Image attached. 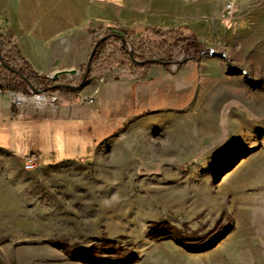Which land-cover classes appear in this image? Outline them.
<instances>
[{"label": "rangeland", "instance_id": "obj_1", "mask_svg": "<svg viewBox=\"0 0 264 264\" xmlns=\"http://www.w3.org/2000/svg\"><path fill=\"white\" fill-rule=\"evenodd\" d=\"M225 2L226 19L262 3ZM127 39L137 50L143 44L139 60L156 58L168 65L152 64L136 75L140 65L130 61L119 40L102 46L87 81L94 84L93 103L81 114L90 113L82 124L91 128L86 150L75 128L83 122L56 120L60 129L51 149L36 136V126L42 131L48 123L29 120L42 109L25 107L22 118H14L12 107L14 128L9 135L0 130V147L20 154L40 149L51 165L40 161L36 170L26 171L24 161L31 154L18 158L0 149V264L13 261L20 242L15 238L22 234L29 236V250L61 248L94 264H157V254L176 264L181 253L174 249L191 254L225 241L243 211L253 209L240 198L264 200V129H246L243 97L214 98L213 91L203 92L198 66L203 56L228 54L230 68L236 66L264 84V57L246 58L239 48L232 49L240 43L231 37L211 38L199 58L189 42L175 48L161 37ZM9 45L13 47L0 39V75L9 72L1 63L12 49ZM248 47L256 44L248 42ZM69 82L70 77L62 78L61 83ZM11 92L0 82V96L12 103ZM59 97L60 105L67 104ZM43 219L50 223L42 224ZM48 232H57V239H38L39 233ZM252 236L264 245V232ZM50 258L56 259H38Z\"/></svg>", "mask_w": 264, "mask_h": 264}, {"label": "crops", "instance_id": "obj_2", "mask_svg": "<svg viewBox=\"0 0 264 264\" xmlns=\"http://www.w3.org/2000/svg\"><path fill=\"white\" fill-rule=\"evenodd\" d=\"M214 1L0 0V33H7L11 36L22 58L32 70L48 78L58 70L70 68L81 70L82 75L95 46L92 32L101 28L116 30L154 28L169 31L183 27L195 34L204 46L209 45L211 38L231 37L240 43V45H233L232 49L239 48L246 58L249 56H256V59L263 58L264 0H261L262 3L257 7L249 5L251 6L249 10L233 19H226L223 16L225 0H220L221 4L217 6L213 3ZM252 1L242 0L236 3L240 6ZM248 42L256 44V48L248 47L246 50ZM11 48L12 46L9 45V49ZM227 55L225 57L203 56L199 59L200 87L203 92L213 91L214 98L226 95L235 99L238 96L243 97L246 129H264V84H259L258 82L261 81L256 77L249 75L246 77L247 73L242 75L240 73L242 70L236 66L230 68ZM93 86L94 84L89 83L80 90L79 95L83 101L78 104H61L56 112L51 109H42L37 115L30 117L29 120L35 119L48 123L42 131L39 125L36 126L37 139L43 146L48 145L51 149L54 148L53 141L58 134L55 136V132L60 129L55 121L60 119L83 122L75 123V128L80 138L83 139V149L86 150L87 146H90L91 128L87 129V125H82L90 120V113L84 114L83 117L81 114L85 105H88L84 102L85 98H92L95 95ZM231 101L229 100V103ZM11 110L12 103L9 98L5 95L0 96V130L4 129L3 132L6 134L8 132L7 135L12 133L14 128V122L10 118ZM233 125L240 127L238 124ZM61 127L66 128L64 125ZM0 149L4 151L9 149L18 158H25L31 154H20L7 146L0 147ZM31 152L39 154L41 164L51 165L42 159L40 149ZM256 199L246 195L239 199L244 204L252 206L253 209L243 211V216L238 220L236 229L218 247L191 254L174 249L175 253H181L180 260L176 264H183L189 259H192L191 264H264V245L255 243L256 240L252 236L257 231L264 232V200L261 199L260 205L261 200L258 199L256 202ZM255 204H258L260 208ZM46 219L40 222L50 223ZM38 235V239L43 241L55 240L58 236L57 232L39 233ZM261 238H263L262 235ZM28 239L27 234L15 238V241H20L19 247L15 249L12 256L13 261L9 260L10 263L7 264H94L91 261L77 260L76 252L64 253L61 248L45 249L43 246L40 249L29 250L26 245ZM33 252L37 254L34 255ZM46 256H53L56 259H38ZM156 256L157 264H173L166 255L165 259L159 254ZM134 264H141V262L136 261Z\"/></svg>", "mask_w": 264, "mask_h": 264}, {"label": "trees", "instance_id": "obj_3", "mask_svg": "<svg viewBox=\"0 0 264 264\" xmlns=\"http://www.w3.org/2000/svg\"><path fill=\"white\" fill-rule=\"evenodd\" d=\"M186 32L188 30L183 27L175 28L168 32H162L158 29L154 28H138L133 30H116L112 28H101L98 31L92 32L95 38V44L103 37L110 36L116 37L117 39L121 38H143L144 36L154 37V38H164L166 41L170 42L175 48L178 47L180 44L189 42L190 48H192V52L194 56L200 57L203 51V44H201L196 37L195 34L187 35ZM0 39H4L6 42L13 44L12 49L6 54V59H4L5 63L13 68L15 66H19V72L24 75V77L34 86L39 88L43 87L51 91L52 93H56L64 99L68 105H74L82 102V98L80 97L79 89H68L64 87H59L57 83L53 82L51 79L47 77L40 76L39 74L35 73L31 66L22 58L20 51L15 46V40L12 37L4 38L0 35ZM105 44L103 42L96 54L94 59L98 56L100 49ZM143 48V44L139 45V49ZM94 60L92 62V65ZM152 64L148 63L142 66H138V70L136 75L141 73H146ZM9 75V76H8ZM8 75L1 74L0 75V82L2 87H7V89L23 93L26 95L30 94L29 85L26 81L21 79L18 75L12 74L10 71ZM82 80V79H81ZM79 80L78 82H80ZM75 82L73 85L78 86L80 83ZM78 83V84H77Z\"/></svg>", "mask_w": 264, "mask_h": 264}, {"label": "built area", "instance_id": "obj_4", "mask_svg": "<svg viewBox=\"0 0 264 264\" xmlns=\"http://www.w3.org/2000/svg\"><path fill=\"white\" fill-rule=\"evenodd\" d=\"M227 12L229 15L233 12V6L231 4L227 5ZM112 40H115V41L119 40L121 42L122 49L128 53L129 59L132 63H134V62L132 61V59L130 57V53H133L134 58L138 62H146V61L152 60V59L139 60L137 58V57L140 58V53H138V50H141V49L138 48V50H137L135 47V44H134V46H132L130 39H127V38L117 39L116 37H109L105 41V43H111ZM184 50H182V51H184ZM186 52L190 53L188 51V48L186 49ZM153 59H156V58H153ZM92 74H93V71H92V65H91L90 75H92ZM76 78L77 77L70 78L71 82H69L67 84H73L75 82V80H77ZM100 81L103 82L104 79H100ZM61 82H62V80H60V83ZM35 88H36L37 92H34V90H32L30 88V94L29 95L19 93V92H11L10 93L12 98H13L12 99V107L14 108V110H16V112L13 111L12 117L22 118V109H24L25 107H35L38 109L49 108L54 112L59 110V108H60V97L56 93H52L48 89L37 88V87H35ZM84 102L87 104L93 103V98H91V97L85 98ZM39 163H40L39 155L36 153H33V154H31L25 158L24 166H28L29 171H34L38 168Z\"/></svg>", "mask_w": 264, "mask_h": 264}, {"label": "water", "instance_id": "obj_5", "mask_svg": "<svg viewBox=\"0 0 264 264\" xmlns=\"http://www.w3.org/2000/svg\"><path fill=\"white\" fill-rule=\"evenodd\" d=\"M109 37L110 36L103 37V38H101L95 44V46H94V48H93V50H92V52H91V54L89 56L88 64H87V67H86V71L83 73L82 80H81V82H80V84L78 86H75L73 84H63V83H60V80L62 78H64V77H70V78L79 77L81 75V70L76 69V68L58 70L57 72H55L53 74V76L49 77V79H51L53 82L57 83L59 87H64V88H68V89H79V90H82L87 85V81H88V78H89V75H90V71H91V65H92V62L94 60L95 54H96L99 46L103 42H105ZM130 57H131L132 61L135 64L140 65V66L145 65V64H148V63H151V64H159V65H162V66H167L168 65V62H164V61L157 60V59H152V60H149V61H146V62H138L134 58L133 53H130ZM221 57H225V55L222 54ZM1 63L12 74L18 75L21 79H23L24 81H26L28 83L29 87L32 90H34V92H37L36 88L24 77V75H22L19 72V70L13 68L12 66L7 65L3 60H1ZM241 73L242 74H246V72H244V71H241Z\"/></svg>", "mask_w": 264, "mask_h": 264}, {"label": "bare ground", "instance_id": "obj_6", "mask_svg": "<svg viewBox=\"0 0 264 264\" xmlns=\"http://www.w3.org/2000/svg\"><path fill=\"white\" fill-rule=\"evenodd\" d=\"M212 53H213V51H211L210 54H212ZM25 170H26V171H29L28 166H25Z\"/></svg>", "mask_w": 264, "mask_h": 264}]
</instances>
